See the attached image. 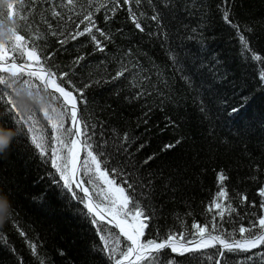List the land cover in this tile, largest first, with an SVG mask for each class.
<instances>
[{
  "label": "trees",
  "instance_id": "trees-1",
  "mask_svg": "<svg viewBox=\"0 0 264 264\" xmlns=\"http://www.w3.org/2000/svg\"><path fill=\"white\" fill-rule=\"evenodd\" d=\"M120 3L117 8L111 0H0V46L6 43L10 56H16L8 40L17 31L26 47L40 56V65L56 73L58 83L60 74L68 73L61 86L76 97L81 131L87 125L90 142L101 144L102 165H127L126 172L135 171L143 183L151 181V195L145 193L139 200L151 216L141 243L169 236L184 242L199 239L194 225H207L210 235L231 233L241 239L238 229L264 215V198L258 194L264 187V63L251 58L253 53L264 57V0L133 2L143 31L136 28L128 5ZM54 11L60 15L53 16ZM225 11L232 24L224 20ZM89 14L95 27L110 37L106 40L93 30L104 51H98L88 35L72 39L89 26L81 23ZM241 32L251 51L242 45ZM79 57L83 59L77 63ZM16 63L32 62L25 57ZM125 68L124 76L113 79ZM77 89L83 90V100ZM0 91L23 117L37 120L36 128L48 142L47 154L41 155L31 142L30 125L24 131L6 125L15 116L0 103V125L18 133L8 152L0 155V196L9 204L10 199L15 209L12 221L0 225V264H115L130 242L106 222L94 225L84 193L74 182L73 196L51 165V149L59 146L47 118L67 112L64 130L74 129L70 106L65 109L63 98L52 90L53 97L9 76H0ZM232 108L239 112L231 113ZM125 134L131 163L123 152H116ZM73 138L68 136L67 142ZM169 144L176 146L162 151ZM61 154L66 155V149ZM86 155L83 149L81 178L95 204L106 209L104 185L82 166ZM221 172L226 177L222 184ZM90 178L94 183H88ZM112 178L121 183L120 176ZM221 187L227 199L217 197ZM2 192L11 193L9 199ZM214 202L235 211L226 210L221 220L214 207L209 211ZM107 245L117 249L114 257ZM254 252L251 260V253L219 246L185 254L168 248L161 255L167 264H264V248Z\"/></svg>",
  "mask_w": 264,
  "mask_h": 264
},
{
  "label": "snow or ice",
  "instance_id": "snow-or-ice-1",
  "mask_svg": "<svg viewBox=\"0 0 264 264\" xmlns=\"http://www.w3.org/2000/svg\"><path fill=\"white\" fill-rule=\"evenodd\" d=\"M115 7H120V0H111ZM137 5L140 4L141 0H123V4L128 5V10L132 15L133 22L135 26L140 31H143V27L140 21L136 17V13L132 10V3ZM68 3H72V0H68ZM227 3V0H225ZM17 6V3L13 5V10ZM19 8L21 12L24 10L23 3H19ZM106 7V4H101L100 8ZM8 12L7 6H3L2 14L6 15ZM59 12H53V16H59ZM142 15V14H141ZM14 16V11H13ZM22 19L25 17L21 16ZM224 20L232 24V20L230 19L229 11H225L223 13ZM153 21L159 22L160 17L158 15H153L151 17ZM88 22L89 26L83 28L82 31H78L72 39H77L80 36L88 35L91 40L95 43L98 51H104V44L101 40L97 39L98 33L104 39H110L105 32L101 29L96 28L94 22L91 20V14L84 17V20ZM79 27V26H78ZM239 32V26L234 25ZM55 35V33H53ZM8 41L12 42L11 52L17 53L16 56H10L9 48L6 46V43L3 46H0V76H9L17 81H22L31 85L36 86L37 88H43L48 91L51 96H54V93H58L60 97L63 98V107L65 109H69L70 106V116L71 120L74 124L73 128H68L64 130V116L67 115V112H57L54 116L47 118L52 123V128L56 130L57 135L55 140L58 144V148L51 149V165L59 173L60 181L63 182V186L69 190V192L75 196L76 192L74 191V182L75 188H80V185L83 181L76 179V174L78 170V162L80 160L79 153L83 148L86 150V158L83 162V167L86 169V173L93 174L99 181L102 182L104 187L101 189L103 192L102 203L107 202L108 207L102 208L99 204H94L92 199L89 198L87 201V211L92 214V223L94 225H114L115 228L119 229V232L122 233L125 239V243L131 242L127 247L126 252H120L119 258L115 259V264H125V261L128 264H134V262L129 258V254H136V261H142L143 264H156V261H159V264H167L164 260L162 253L166 254V249L170 248L173 253L179 252L180 254L185 253H193L200 251L202 249H208L211 247L222 246L224 250L230 252L242 251L246 253H251L252 255L248 256V259L251 260L253 255L256 253L254 250L264 248V215H261L257 218L256 221H253L249 227L241 226L238 229L239 234L241 235V239H235L233 234L229 233L226 235H210L208 234V226H200L194 225L195 228L198 229L200 240L195 243L194 247H188L186 245H181L180 248H177L174 243L175 237L169 236L165 240L161 242H157L155 240H148L144 243H141V236L143 235L144 229L147 227V221L151 219V216L148 211L145 209L147 205H141L139 200L140 198L145 197V193L148 196L151 195L148 192V189L151 187V181L149 180L147 183L141 182L135 174V171L126 172L124 168L127 165L121 168H109L107 163L102 165V158L105 153L101 151V144L97 143L93 145L91 141V136L87 134V125L84 126L85 131H81L79 127V120L77 117V100L76 97L73 96L72 92L66 91L64 87L61 86V83L67 78L68 73H61L59 76L60 83L57 82L56 73L46 69L42 65H40V56L34 50V48L29 49L26 47L24 42V37L17 34L13 35L11 39ZM240 41L244 48L248 51H251L249 47V42L247 37L241 32ZM60 43H65V41H60ZM26 57L27 61L32 63H20L17 64L16 60H24ZM252 59L256 61H261L264 63V57H261L259 54L253 53ZM47 59V57L45 58ZM83 57H79L77 63L82 60ZM11 60V63L8 61ZM33 64L39 65L38 67H33ZM128 69H124L120 72H117L116 76L113 79H118L125 75ZM8 74V75H4ZM260 78L264 80V72L260 73ZM85 88L89 87V85H85ZM50 90H54V93ZM83 100V90H76ZM0 103H4L10 113L15 116V119L12 121H5L6 125L19 127L24 131L25 125H30L27 129L28 132H31V142L34 144L35 148L39 150L41 155H46L48 152V142L46 141L43 134H40V131L36 128L37 120L33 117L25 118L23 117L19 111L16 109L15 105L12 103L9 96L5 95L3 91H0ZM239 112L238 108H232L231 113ZM22 131V132H23ZM103 133H101L102 135ZM68 136H74L75 138L71 139L70 143L67 142ZM86 137L83 143H81L80 137ZM18 138V136L16 137ZM14 138V140L16 139ZM13 140V141H14ZM106 143V141L104 142ZM177 144L180 141L176 142ZM128 137L127 134L123 137V142L116 146V152H123L126 156V159L129 163H131V157L128 153ZM175 144L165 145L162 151L169 150L174 148ZM144 145H141L140 148H143ZM66 149V155L61 154V150ZM155 156H149L144 164L149 163ZM133 169L135 165H132ZM120 176L121 183L117 184L116 180L110 176ZM219 181L222 182L226 179L223 172L219 174ZM88 183H94V181L90 178ZM126 185V187H125ZM141 191H137V189ZM82 192H84L85 196H89L88 188H80ZM3 193V192H2ZM8 199L11 193H3ZM258 194L260 197L264 198V187L259 188ZM218 198L227 199L226 190L221 187V191L217 193ZM242 201H247V196L241 197ZM10 201V215L5 220L4 223L12 221L15 215V209L13 207L12 201ZM255 207V204L252 205ZM213 207L216 209V214L223 220L225 211L234 212L235 209H232L230 205L226 209H222L220 203L214 202L213 206L209 207V211H212ZM260 208L264 210V200L260 203ZM130 218V219H129ZM215 219V217H214ZM215 231V228H213ZM207 235V238H204ZM110 238V237H109ZM101 239H106L105 237H101ZM190 243V242H188ZM109 248V256L114 257L116 255L117 249L107 245ZM36 245H32L33 251H35ZM148 252L153 255L154 259H148L145 256V253ZM220 257H223L224 252L221 251L218 253ZM264 255V254H261ZM218 264H223L222 260L218 261Z\"/></svg>",
  "mask_w": 264,
  "mask_h": 264
},
{
  "label": "clouds",
  "instance_id": "clouds-1",
  "mask_svg": "<svg viewBox=\"0 0 264 264\" xmlns=\"http://www.w3.org/2000/svg\"><path fill=\"white\" fill-rule=\"evenodd\" d=\"M6 38V36L4 37ZM21 104H24L23 99L20 100ZM18 136V133L14 129H8L4 131L2 125H0V155L6 154L10 149L14 138ZM10 204L3 197L0 196V225H3L5 220L10 215L9 211Z\"/></svg>",
  "mask_w": 264,
  "mask_h": 264
},
{
  "label": "water",
  "instance_id": "water-1",
  "mask_svg": "<svg viewBox=\"0 0 264 264\" xmlns=\"http://www.w3.org/2000/svg\"><path fill=\"white\" fill-rule=\"evenodd\" d=\"M33 67L35 68V67H38V66L35 65V64H33ZM53 91H54V90H53ZM56 94H58V93H56ZM58 95H59V94H58ZM61 98H62V97H61ZM77 117H78V120H79V123H80V118H79L78 108H77ZM80 140H81V143H83V140H82L81 137H80ZM82 153H83V148L81 149V151H80V153H79V156H81ZM76 179L83 181L82 178H81V167H80V164H79V163H78V170H77V174H76ZM80 188H87L86 185L84 184V182L80 185ZM83 193H84V192H83ZM84 195H85V194H84ZM85 197H86V200H87V201H88L89 198H91L92 201H93V203L95 204V202H94V200H93V198H92V196H91L90 194H89V196H85ZM105 222H106V221H105ZM111 226H113V227L115 228L114 225H111ZM116 229L119 231L118 228H116ZM121 234H122V233H121ZM204 238H207V236H205ZM199 240H200V238L197 239V240H193V241L182 242V241H180V240H178V239L175 238L174 243H175V244H180V245H186V246H189V245H191V244H194V243L198 242ZM188 242H190V243H188ZM130 243H131V242H130ZM220 247L223 249L222 246H220ZM150 255H152V254H150V253H148V252L145 253V256H146V257H148V256H150ZM129 258H130L134 263L139 262V261H136V254H135V253L129 254ZM125 264H128V262L125 261Z\"/></svg>",
  "mask_w": 264,
  "mask_h": 264
},
{
  "label": "rangeland",
  "instance_id": "rangeland-1",
  "mask_svg": "<svg viewBox=\"0 0 264 264\" xmlns=\"http://www.w3.org/2000/svg\"><path fill=\"white\" fill-rule=\"evenodd\" d=\"M79 164H80V162H78ZM194 245H195V243L194 244H191V245H189L188 247H194ZM176 246H181V245H179V244H176Z\"/></svg>",
  "mask_w": 264,
  "mask_h": 264
}]
</instances>
